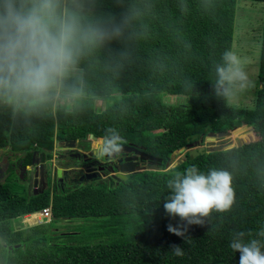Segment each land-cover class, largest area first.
I'll return each instance as SVG.
<instances>
[{"label": "trees", "instance_id": "trees-1", "mask_svg": "<svg viewBox=\"0 0 264 264\" xmlns=\"http://www.w3.org/2000/svg\"><path fill=\"white\" fill-rule=\"evenodd\" d=\"M236 5L237 0H104L106 11L138 12L126 38L81 62L83 94L54 117L13 123L0 116V152L9 159L24 156L27 163L35 150L53 151L58 143L89 136L106 139L107 130L115 129L124 144L161 159V169L119 184L87 182L35 196L25 189L13 193L0 182V264H238L239 253L228 246L232 234L264 228V20L255 87L248 93L252 101L230 105L211 89L215 65L233 51ZM244 126L251 131L242 146L193 160L186 156L163 171L173 153L201 137ZM210 139L217 144V137ZM192 165L231 171L237 203L228 213H213L205 226H189L184 238L167 230L181 221L167 215L163 202L169 173ZM47 207L49 224L14 229L13 220ZM60 221L80 224L63 233L54 228ZM173 245L183 249L182 257L172 253Z\"/></svg>", "mask_w": 264, "mask_h": 264}, {"label": "clouds", "instance_id": "clouds-1", "mask_svg": "<svg viewBox=\"0 0 264 264\" xmlns=\"http://www.w3.org/2000/svg\"><path fill=\"white\" fill-rule=\"evenodd\" d=\"M113 2L120 5L122 0ZM137 15L135 8L106 11L104 0H0V116L13 123L54 117L59 108L83 94L81 62L106 44L124 40ZM250 86L246 61L232 50L225 51L215 65L211 89L215 96L231 105ZM107 132L98 156L121 155V136L115 129ZM62 147L58 143L52 152L57 154ZM187 151H176L179 159L174 162L184 161L178 154ZM21 183L28 196L34 195ZM166 184L169 194L163 208L168 216L181 221L169 224L167 230L178 237L186 238L189 226H205L213 213H228L237 203L234 175L225 168L210 167L205 172L192 165L169 173ZM47 190L61 191L51 186ZM39 212L13 220L14 229L49 224L33 220ZM228 246L239 253L238 264H264V228L255 234L235 231ZM171 251L178 257L184 255L178 245Z\"/></svg>", "mask_w": 264, "mask_h": 264}, {"label": "water", "instance_id": "water-1", "mask_svg": "<svg viewBox=\"0 0 264 264\" xmlns=\"http://www.w3.org/2000/svg\"><path fill=\"white\" fill-rule=\"evenodd\" d=\"M241 131L249 132L250 128L240 127ZM235 131V130H233ZM232 131L221 132L217 134H208L206 138L201 137L197 142L189 144L186 146L187 154L182 156V159L185 160L186 156L189 160H193L199 155H203L204 153H212V152H220L223 150L229 149V147L224 148L222 145L220 146H211L212 143L209 142L211 137H217L225 141L226 139H230L233 136ZM237 147L242 146L244 144V140H234ZM105 142V139L94 138L93 136H89L87 140L81 141H72L63 144V149L68 151H72L74 149L79 148L82 152H88L90 157L96 155V150L101 148ZM207 143V146H203V144ZM229 143V142H228ZM226 143V144H228ZM83 149H81V148ZM137 150L131 144L128 147L123 146V151L125 150L128 155L133 153V156L127 157L125 159H121L118 161V165L112 168V176L109 178L114 181L116 184L122 183L128 180L129 175H133L136 173H141L144 171L158 172L162 165V160L154 158L148 154H146L143 150ZM137 154V155H136ZM139 156V157H137ZM1 158V157H0ZM20 159H12L7 161V167L5 169V173H3V177L1 180H6L11 174L18 175V171L21 169L23 171V184L26 185L27 189L33 190V194L36 195L37 191L42 194L48 187H52L53 189H57L59 186L61 188L72 186L73 182L68 178L71 177L70 173H73L77 170V168H71L69 164L66 163L64 159L58 158L57 154L52 151H33L31 153L30 161L26 163L25 157L20 156ZM83 158V156H82ZM175 153L171 155L169 161L165 164V169H173L180 163H175ZM90 159L89 161H91ZM138 160L140 161H148L149 165L147 168L140 167ZM93 171V173H92ZM92 173V174H90ZM96 171L86 170L85 175L88 180H97ZM50 179V186L47 180ZM3 183V182H2ZM60 188V189H61ZM63 190V189H62ZM36 191V192H35Z\"/></svg>", "mask_w": 264, "mask_h": 264}, {"label": "rangeland", "instance_id": "rangeland-1", "mask_svg": "<svg viewBox=\"0 0 264 264\" xmlns=\"http://www.w3.org/2000/svg\"><path fill=\"white\" fill-rule=\"evenodd\" d=\"M263 20H264V4L259 2H254L253 0H237L236 5V13H235V29H234V45L233 51L240 55L246 61V70L249 74V79L251 81V86L246 89L243 93L240 94L239 100L237 103L239 105H248L251 103V98H248V93H251L252 89L255 87L254 84V76L257 74V70L259 67L258 61L260 57V48L261 42L259 43L260 35L262 37V29H263ZM261 41V40H260ZM179 101L178 99H170V102ZM181 101V100H180ZM102 104L98 102V105ZM104 106L103 104L100 105ZM239 128H235V130ZM234 132L233 130H231ZM241 131V130H240ZM247 140L248 141V132H243L242 134H236L234 137L230 139H226V143L221 142L224 148L231 147L232 145H236L234 140ZM221 139H218L217 143L220 142ZM180 157V154H178ZM179 158H175V162H178ZM2 160L0 161V165ZM8 189L13 193L22 194L25 187L22 185L21 180L15 174H11L7 180H1ZM51 189V188H50ZM25 193L27 191L25 190ZM29 224V222H27ZM80 224V222L74 221H60L56 223L54 228H57L60 232H67L71 230L73 227H76ZM53 231H56L54 229Z\"/></svg>", "mask_w": 264, "mask_h": 264}, {"label": "flooded vegetation", "instance_id": "flooded-vegetation-1", "mask_svg": "<svg viewBox=\"0 0 264 264\" xmlns=\"http://www.w3.org/2000/svg\"><path fill=\"white\" fill-rule=\"evenodd\" d=\"M220 144H221V142H220ZM223 144H226V142H224ZM129 145H130L129 143L128 144L123 143V146H125V147H128ZM135 148L137 150H140L141 147H135ZM81 149H83V148H81ZM99 149L96 150V152H97L96 155H94L92 157H90L88 152H82L79 148H77V146H76V149H74L72 151L62 149L61 150L62 152L60 151L59 153H57V157L64 159L66 161V163L69 164V166L71 168H77L76 171H74L73 173H70L71 177L70 176L68 177V178H70V180H72L73 185H80L83 183H87L88 181L90 183L96 181V183H98V184L109 183L110 181H112L111 179H109L112 176V170L111 169L118 165L117 164L118 161L121 159H125L127 157H130V156L131 157L133 156V153L128 155L127 153H125L126 151L124 150L122 152V154L119 156H115V157L103 156V157H100V156H98V150ZM82 156H83V158H82ZM137 157H139V156H137ZM12 159H14V158H12ZM12 159H9V157L7 155H4L3 152L1 153V158H0V161L2 160V163L0 165V176H1V178L3 177V173H5V169L7 167V161L12 160ZM90 159H92V160L89 161ZM138 163H139L140 167H145V168H147L149 165L148 161L138 160ZM93 168H94V171H96L95 174L98 178H97V180H91L90 181L86 178L85 175H87V174H85V172H86V170H90V169L93 170ZM92 173H93V171H92ZM92 173H90V174H92ZM17 177H19L20 180L23 178V171L21 169L18 171ZM47 182L50 186V179H48ZM68 187L69 186L61 188L59 186L58 188H61V191H63V190L65 191V189H67ZM72 187H75V186H72ZM30 190H31L30 193H32V189H30Z\"/></svg>", "mask_w": 264, "mask_h": 264}, {"label": "built area", "instance_id": "built-area-1", "mask_svg": "<svg viewBox=\"0 0 264 264\" xmlns=\"http://www.w3.org/2000/svg\"><path fill=\"white\" fill-rule=\"evenodd\" d=\"M220 142H218L216 145L220 144ZM181 157L182 156H180V158ZM32 217L36 223H40V224L49 223V222H51V210H50V208H45V209L41 210L37 215H34Z\"/></svg>", "mask_w": 264, "mask_h": 264}]
</instances>
